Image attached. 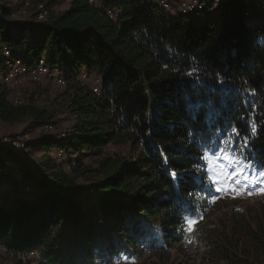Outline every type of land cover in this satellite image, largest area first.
<instances>
[{
	"label": "trees",
	"instance_id": "trees-1",
	"mask_svg": "<svg viewBox=\"0 0 264 264\" xmlns=\"http://www.w3.org/2000/svg\"><path fill=\"white\" fill-rule=\"evenodd\" d=\"M21 1L35 8L28 17L0 4V72L7 79L17 57L59 69L47 77L63 82L72 122L46 131L53 113L30 98L14 102L0 80V123L42 128L26 143L41 153L35 173L9 166L15 182L28 174L37 189L0 191V243L35 248L47 263L14 264L108 263L146 247L165 261L167 249L186 251V238L201 243L198 264H264V202L219 225L209 219L224 198L211 157L223 149L247 171H264V12L246 17L244 0H220L217 20L193 22L156 0ZM9 143L0 152L18 154Z\"/></svg>",
	"mask_w": 264,
	"mask_h": 264
},
{
	"label": "rangeland",
	"instance_id": "rangeland-1",
	"mask_svg": "<svg viewBox=\"0 0 264 264\" xmlns=\"http://www.w3.org/2000/svg\"><path fill=\"white\" fill-rule=\"evenodd\" d=\"M180 1L181 0H169L168 1V3H170L169 10L168 9L167 10L168 11L174 10L176 12L178 10L180 11V13L185 15L187 18H189L193 22L206 21L213 17L215 18L217 15V14L215 15V8L213 6L204 7L203 5V8L206 13L204 19L200 20L195 17H192L191 15L188 16L187 13L181 12V9L178 8L180 5ZM0 4L11 7L13 11L15 12L12 14V17H15V18L28 17L29 14L31 15L32 11L35 10V8L33 6H30V4L23 5L21 0H0ZM42 17H44V15ZM20 59L22 58L20 57ZM49 69H50V72L46 74H41L39 79H33L29 75H25L23 77H20V82H16V83L10 77H6L7 79H5L3 77L4 73L0 72V80L7 82L8 84L7 86L12 92V98L14 96H17L20 102H25L29 100L30 98L33 102V105L40 107V108H45L48 111H51L53 113L54 117L52 119L56 126L55 127H53L52 125L51 127L46 126L45 127L46 131H51L53 133L54 132L60 133L62 131L66 132V130L69 129L72 119L67 115L65 111L62 110V104H61V100L59 97L60 92L63 90L64 84L62 81H58L57 83L55 81H52L50 78V77H54L55 79H58L59 69H57L56 67H49ZM47 76H50V77H47ZM84 79H86L88 83H92V84L97 83L96 80L93 79L92 76L86 75ZM41 131H42L41 127L33 129V127L30 126L29 119H26L18 123L8 124V125L1 123L0 124V142L8 143L10 142V139L12 138L17 139V137L24 136V135L26 136H24L23 139L24 140L28 139L29 141L32 137L36 136V134L40 133ZM10 135H14V137L9 138ZM20 153H23V154L16 156ZM18 154L10 156V154L4 151L0 152V158H2V160L7 159L10 161V162L6 160L4 161V166H5L4 172L6 174H5V179L0 181V189H1L0 191L1 193L6 192L7 196L12 193L13 189L16 191V193H25V194L26 193L31 194L33 191H35V189H37L35 179L31 175L26 174L24 177V180L21 182L20 178L23 175V173L18 171L17 168L23 171L25 170V168H28L30 171L35 173V170H36L35 166L37 162H35L34 160L41 153H36V151H34L32 148L26 147L24 151L22 150ZM217 157H220V159L217 160L216 159ZM58 158H61V155H59ZM236 160L239 161L238 158ZM85 161L89 162L90 159H86ZM209 163H211L209 166V170L211 171L210 173H211L212 179L219 180V183L217 185L218 187L222 189V191L220 190V195L224 196V198L220 199L223 205H221L220 208L216 209L211 215H209V219L212 222L219 225V218H222L224 221H227L229 218V215L232 213L233 210L241 209V210L246 211L253 207L259 209L260 204L264 202V194L257 193L256 195L247 196V195H244L242 192L237 191L239 189L234 187L224 175L225 173L232 172L233 166L227 165L223 169H220L218 166L219 164H226V161L223 159L222 152H219L213 157H211L209 160ZM10 165L17 167L13 169L14 178L16 180L17 179H20V180H17L16 182L15 180H13V177L10 175V173H12L10 172V169H11L9 168ZM240 167L243 168L241 166V163H240ZM0 172H1V169H0ZM247 173L256 175V177L259 179L260 182H264V176L258 175L260 172L247 171ZM38 176L40 178V175ZM77 179L78 181L86 182V184L89 185L90 179L88 176H86L85 178L83 176H79ZM228 181L230 183H228ZM26 186L29 187L28 190H25ZM238 186L242 187L244 186V184H240ZM233 188H235L236 190H233ZM197 228L198 226L194 227L193 231L194 230L196 231ZM183 242L187 246L186 251L182 252L175 248L167 249L166 252L169 256H168V260L165 259V261H163L159 257L158 255L159 252H154L153 250H143V253L135 258H131V257L128 258L125 256H120L118 259L111 260V262H108V263H102L100 259H95L93 263L91 262V264H152V263H159V264L195 263V264H198L200 260V254L202 253L201 243L198 241H193L192 239L188 241V238L184 239ZM20 255H21L20 252L16 253L7 247L5 249L0 248V264H14L16 260H20L22 261V263H25L28 259H33L39 262L42 261L41 259H38V256H35L34 253L33 255L28 254V256L26 257L25 256L21 257ZM37 255H40L39 251L37 252ZM44 263H47V262H44Z\"/></svg>",
	"mask_w": 264,
	"mask_h": 264
},
{
	"label": "bare ground",
	"instance_id": "bare-ground-1",
	"mask_svg": "<svg viewBox=\"0 0 264 264\" xmlns=\"http://www.w3.org/2000/svg\"><path fill=\"white\" fill-rule=\"evenodd\" d=\"M156 1L161 6H163L165 9L169 10V4H170V3H168L169 0H156ZM219 1L220 0H213L211 2V6H213L215 8V13L217 15L220 14V9L217 8V5H218ZM244 2L246 4L247 3L249 4V6L246 7V9L244 11L246 17L249 16L253 10L264 12V0H244ZM203 5L204 4H203V2L201 0H181L180 1V5H179L178 8L181 9V12L187 13L188 16L191 15L192 17H195V18L201 20V19H204L205 14H206L205 10L203 8ZM43 9L44 8H42V6L39 7L38 17H42L44 15ZM167 12H169V11H167ZM170 12L173 15L175 14L174 10H170ZM49 72H50V69L46 65V63H45L43 58H39L37 63L35 65H33L32 67H30V66L26 65L24 63V61L22 59H20V57H17V58H14L11 61V63L9 64V67L7 68L5 76L6 77H10L16 83V82H20V77H23L25 75H29L33 79H39L41 74H46V73H49ZM82 77L84 78L85 75L83 74ZM97 88L98 87L96 86V88H94V90H97ZM14 102H16V103L20 102L17 96H14ZM47 126L51 127V125H47ZM24 136H26V135H24ZM24 136H19V137H17V139H13L12 141H10L9 145L11 147H13L15 152L19 153L22 150L23 151L25 150L26 143H27L28 139L24 140L23 139ZM60 153L61 152L59 150L57 152V155L58 156L61 155ZM228 183H230V182L228 181ZM231 184L234 187H236L237 189H239V190H244V191H240V192H242L244 195H247V196L256 195L257 193H253L255 188H264V182H259L258 184H250V185H247V186L244 185L242 187H239L238 185H235L234 183H231ZM261 193L264 194V192H261ZM188 241H190V240L188 239ZM0 248L5 249L6 247L2 243H0ZM144 250H153V249L146 247ZM14 252H16V253L20 252V254H21L20 256L21 257H24V256L26 257V256H28V254L29 255H33V253H34L35 256H38V259H41L42 261L46 262V260L42 259L40 257V255H37L38 251L35 248L27 249V250H24V251H14ZM20 256H18V257H20Z\"/></svg>",
	"mask_w": 264,
	"mask_h": 264
},
{
	"label": "snow or ice",
	"instance_id": "snow-or-ice-1",
	"mask_svg": "<svg viewBox=\"0 0 264 264\" xmlns=\"http://www.w3.org/2000/svg\"><path fill=\"white\" fill-rule=\"evenodd\" d=\"M253 130H255V129L253 128ZM234 133L236 135L239 134L238 132H236V130H234ZM221 152L223 154V159L226 161V164H219L218 166H219L220 169L225 168L227 165H232L233 166V171L232 172L224 174L225 177L231 183H234L235 185L244 184L245 186H247L249 184H258L260 182L259 179L256 177V175L247 173V166L241 168L240 167V162L238 160L232 158L223 149L221 150ZM216 159L219 160L220 157H217ZM172 175H173L174 178L176 177L175 173H173ZM258 175L259 176H264V171H261ZM213 183L214 184H218L219 180L213 179ZM216 190L220 191L222 189L220 187H217ZM233 190H236V189L233 188ZM261 192H264V188L261 189ZM195 223H196L195 220L190 222V224H189L190 230H191L192 225L195 224Z\"/></svg>",
	"mask_w": 264,
	"mask_h": 264
},
{
	"label": "built area",
	"instance_id": "built-area-1",
	"mask_svg": "<svg viewBox=\"0 0 264 264\" xmlns=\"http://www.w3.org/2000/svg\"><path fill=\"white\" fill-rule=\"evenodd\" d=\"M90 1H92V0H90ZM110 14H112V13H110ZM52 76H54V75H52ZM94 88H96V86H94ZM261 189L262 188H255L253 193H261ZM237 191H244V190H237ZM221 194H222V192H221Z\"/></svg>",
	"mask_w": 264,
	"mask_h": 264
},
{
	"label": "crops",
	"instance_id": "crops-1",
	"mask_svg": "<svg viewBox=\"0 0 264 264\" xmlns=\"http://www.w3.org/2000/svg\"><path fill=\"white\" fill-rule=\"evenodd\" d=\"M215 15H216V13H215ZM218 18H219V16L216 15L215 18L213 17V18H211V19H209V20H214V21H215V20H217ZM263 40H264V38H263ZM2 124H4V123H2ZM7 125H8V124H7ZM210 164H211V163H209V166H210ZM0 190H1V189H0ZM35 192H36V191H34V193H35ZM3 193H4V192H3ZM4 194L7 195L6 192H5Z\"/></svg>",
	"mask_w": 264,
	"mask_h": 264
}]
</instances>
